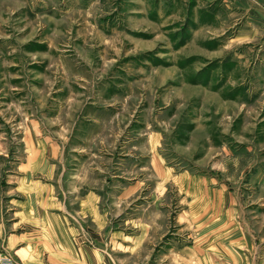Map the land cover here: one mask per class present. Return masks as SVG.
I'll return each instance as SVG.
<instances>
[{
	"label": "rangeland",
	"instance_id": "obj_1",
	"mask_svg": "<svg viewBox=\"0 0 264 264\" xmlns=\"http://www.w3.org/2000/svg\"><path fill=\"white\" fill-rule=\"evenodd\" d=\"M38 3L0 0V190L88 264H264V0Z\"/></svg>",
	"mask_w": 264,
	"mask_h": 264
},
{
	"label": "crops",
	"instance_id": "obj_2",
	"mask_svg": "<svg viewBox=\"0 0 264 264\" xmlns=\"http://www.w3.org/2000/svg\"><path fill=\"white\" fill-rule=\"evenodd\" d=\"M39 1V5H49L55 0ZM24 166L25 162H18L14 171ZM33 175H15L13 185L0 190V256L13 264H88L81 238L74 239L75 244L73 238L62 236L66 235V211L56 205L54 187L33 179ZM52 175L50 170L49 177ZM90 257L96 264L100 261L94 254Z\"/></svg>",
	"mask_w": 264,
	"mask_h": 264
},
{
	"label": "built area",
	"instance_id": "obj_3",
	"mask_svg": "<svg viewBox=\"0 0 264 264\" xmlns=\"http://www.w3.org/2000/svg\"><path fill=\"white\" fill-rule=\"evenodd\" d=\"M0 264H13V263L9 258L0 256Z\"/></svg>",
	"mask_w": 264,
	"mask_h": 264
}]
</instances>
